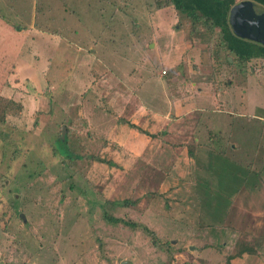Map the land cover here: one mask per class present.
Returning <instances> with one entry per match:
<instances>
[{"label": "rangeland", "instance_id": "1", "mask_svg": "<svg viewBox=\"0 0 264 264\" xmlns=\"http://www.w3.org/2000/svg\"><path fill=\"white\" fill-rule=\"evenodd\" d=\"M202 32L155 0H0V264H264V60Z\"/></svg>", "mask_w": 264, "mask_h": 264}, {"label": "trees", "instance_id": "2", "mask_svg": "<svg viewBox=\"0 0 264 264\" xmlns=\"http://www.w3.org/2000/svg\"><path fill=\"white\" fill-rule=\"evenodd\" d=\"M237 2L238 0H155V4H157L158 7H162L163 5H165V7L173 6L178 12H181L190 21L193 32H197V29L203 30L202 33H208L209 39L211 38V40H213L215 35H218V47L224 49L226 54L234 56L236 60L242 64V67L239 69L242 71L243 67L252 61L264 60V45L239 38L234 34L230 25V14L232 9L236 7ZM244 2L252 3L256 13L260 14L264 12V0H244ZM261 7L263 8L262 11L259 10ZM229 62V59H227L228 64ZM67 141L68 138L66 137L64 140L66 146ZM11 142H13V145L15 144L14 147L16 146V151L13 156L16 159L19 156V148L17 147H20V144L23 145L25 139L24 137H21L20 140H15V138H13ZM52 153L55 154V157L57 156L54 150ZM68 156L70 161H74L73 158L95 160L94 157H88L85 154L80 155L76 152H68ZM57 161H60L62 166L66 167L63 157ZM205 185L209 186L207 182H205ZM206 191L209 193L208 189H206ZM214 194L219 199L222 197V195L217 192H214ZM221 200L225 201L224 198ZM208 203H212V201H207L206 199L204 204L206 205ZM218 206H220V204ZM244 253L253 254L254 251L250 249L241 250L238 252V255L242 256Z\"/></svg>", "mask_w": 264, "mask_h": 264}, {"label": "water", "instance_id": "3", "mask_svg": "<svg viewBox=\"0 0 264 264\" xmlns=\"http://www.w3.org/2000/svg\"><path fill=\"white\" fill-rule=\"evenodd\" d=\"M248 4V7H250L251 11L249 12V16L253 17L254 22L262 21V18L264 15L258 14L255 12V7L252 5V3H244L242 5H239L237 7H234L230 14V25L232 27V30L234 34L242 39H246L255 43H259L261 45H264V26L260 27H252L250 29H247V22H250L246 20V16H244L245 20H242V18H238L236 16L237 12L239 11V7H242L243 5ZM263 22V21H262ZM253 24V23H251ZM63 136L65 137V133L63 132ZM63 137V138H64Z\"/></svg>", "mask_w": 264, "mask_h": 264}, {"label": "crops", "instance_id": "4", "mask_svg": "<svg viewBox=\"0 0 264 264\" xmlns=\"http://www.w3.org/2000/svg\"><path fill=\"white\" fill-rule=\"evenodd\" d=\"M35 1V0H34ZM244 3H247V2H244V0H238V2H237V5H236V7L237 6H239V5H242V4H244ZM248 5V4H247ZM34 6H35V2H34ZM262 7L259 9V10H261L262 11ZM35 12H36V10L35 11H33L32 13H33V17H35ZM94 12V11H93ZM90 13V12H89ZM97 13H99V10L97 11ZM99 15H97V16H95V20L94 21H91V25L93 24V23H96V18L98 17ZM89 17L87 16V19H88ZM91 25H90V27H91ZM98 26H97V29L99 28V25H100V23L98 22V24H97ZM3 26V25H2ZM10 26V25H9ZM34 26H35V23L33 22V29L35 30V28H34ZM10 27H14V32L15 33H18V32H21V31H23V28H25V27H18V26H10ZM36 27V26H35ZM38 30H35V31H37V32H39V33H41V35H43L44 36V34L46 33V31H44V30H42V29H39V28H37ZM88 30H90V28L88 29ZM98 33H96V35H97ZM46 35H49V33L48 34H46ZM49 36H51V35H49ZM50 39V38H49ZM96 39V38H95ZM95 42V41H94ZM97 42V41H96ZM89 55H88V57H89V61L88 62H85V58H82L81 59V67L83 68V66L85 65V64H87V66L88 67H91V65L94 63V61H95V51L94 50H90L89 51V53H88ZM95 62H97V61H95ZM20 65V64H19ZM38 65H40V64H38ZM21 66V65H20ZM50 66H51V64H50ZM81 68V69H82ZM48 71V69L47 70H40V67L39 66H36V65H34V67H33V69L32 70H27V72L28 73H30V76H31V78H30V81L32 82V83H34V85H37L38 87L40 86V88L42 87V85L43 84H45V86H47V81L45 82V79H39V78H37V77H39V76H45L46 74V72ZM239 72H241L242 73V71L240 70ZM78 74V79H80V83H81V87L82 88H84L85 89V82H83V80H84V74L81 72V70H80V73H77ZM92 72H89V76H88V79H90L91 77H92ZM80 76H81V78H80ZM83 79V80H82ZM201 148H203V147H199V149H200V151H201ZM204 149V148H203ZM210 172L212 173V171L210 170ZM213 174V173H212ZM251 243H248L247 245L245 244V246H246V248H243V249H248V248H252V247H250L251 245H250ZM255 249H257V248H255Z\"/></svg>", "mask_w": 264, "mask_h": 264}, {"label": "flooded vegetation", "instance_id": "5", "mask_svg": "<svg viewBox=\"0 0 264 264\" xmlns=\"http://www.w3.org/2000/svg\"><path fill=\"white\" fill-rule=\"evenodd\" d=\"M239 11L237 12L236 16H238V18H242V20H248L250 22H247V29H250L252 27H260V26H264V17L262 18V21H257V22H254L253 20V17L252 16H249V12L251 11L250 7H248V5H243L242 7H239ZM262 15H264V12L263 13H260ZM244 16H246L244 18ZM253 23V24H251Z\"/></svg>", "mask_w": 264, "mask_h": 264}]
</instances>
